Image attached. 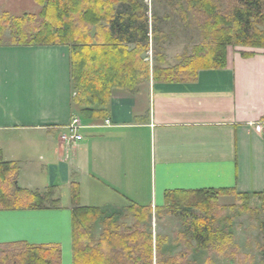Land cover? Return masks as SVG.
Masks as SVG:
<instances>
[{"label":"crops","instance_id":"crops-1","mask_svg":"<svg viewBox=\"0 0 264 264\" xmlns=\"http://www.w3.org/2000/svg\"><path fill=\"white\" fill-rule=\"evenodd\" d=\"M241 47L195 81L150 77L85 106L70 45L1 44L2 156L19 164V187L53 189L59 206L0 209V244H60L73 264V183L81 206L106 215L132 204L155 214L167 190L234 189L262 202L252 195L264 192V48ZM74 119L82 139L69 142Z\"/></svg>","mask_w":264,"mask_h":264},{"label":"trees","instance_id":"trees-1","mask_svg":"<svg viewBox=\"0 0 264 264\" xmlns=\"http://www.w3.org/2000/svg\"><path fill=\"white\" fill-rule=\"evenodd\" d=\"M161 1L173 7L172 13L160 16L155 5L146 0H34L41 7L38 12L0 14V45L8 33L11 44L70 45L72 77L80 104L85 106L105 105L115 87L134 89L150 77L166 82L195 81L201 69L226 65L229 46L264 48V0ZM176 9L181 10L182 23H196L202 41L184 61L165 67L161 65L165 59L161 46L166 37L162 23ZM150 51L153 64L145 56ZM253 54L242 52L243 56ZM86 111L94 112L90 108ZM19 171V164L4 160L0 150V209L59 206L53 189L39 192L19 187ZM223 194L240 195L225 188L166 191V207L191 220L189 240L195 241L198 248L226 253L233 242L232 234L214 224L213 213L219 207L213 204L214 199ZM71 195L73 264H184L182 259L187 253L166 256L159 238L155 241L141 222L122 230L114 216H105L98 207L79 204L77 183L72 184ZM240 196L251 197L249 193ZM252 196L264 202V192ZM183 202L199 206L205 215L181 206ZM240 209L258 214L264 210V203L261 209ZM129 211L137 220L153 213L150 207L137 204H132ZM102 219L103 232L94 238L93 224ZM261 228L264 230V222ZM0 264H62V248L60 244H0Z\"/></svg>","mask_w":264,"mask_h":264},{"label":"rangeland","instance_id":"rangeland-1","mask_svg":"<svg viewBox=\"0 0 264 264\" xmlns=\"http://www.w3.org/2000/svg\"><path fill=\"white\" fill-rule=\"evenodd\" d=\"M152 1L160 16L172 13L171 5L167 7V4L160 0ZM149 2L151 3V0ZM40 8L34 0H0V14L7 12L11 15H21L24 12H38ZM175 12L162 23L166 37L161 46L165 55L161 65L165 67L175 66L184 61L187 56L193 53L195 45L202 41L201 31L196 23L190 20L185 25L181 22V10L179 12L176 9ZM188 18L192 19L189 16ZM3 44H10L9 33ZM241 46L231 47L242 48ZM250 48L252 47L248 49ZM145 56L153 64L152 51ZM214 200L213 204L219 206L213 213L216 216L215 226L225 233L232 234L233 237V242L228 245L227 254L221 253L215 248H198L195 241L189 240L188 225L191 220L183 217L178 210H173L171 207L160 208L155 214L147 215L144 220H137L135 214L129 211V207L119 209L118 213L112 215L105 214V216H114L122 230L131 228L135 222H141L144 229L153 233L155 241L159 238L166 256L187 253L186 258L182 259L184 264H264V230L261 228V224L264 222V210L257 214L240 209L242 206L261 209L264 202H254L251 197L242 199L241 196L231 194L219 195ZM195 203L192 204L196 205ZM181 206H189L193 210L195 208L202 217L205 215L204 210L199 206H190V203L186 202L181 203ZM102 221L103 219L93 224L92 235L94 238H99L103 232Z\"/></svg>","mask_w":264,"mask_h":264},{"label":"built area","instance_id":"built-area-1","mask_svg":"<svg viewBox=\"0 0 264 264\" xmlns=\"http://www.w3.org/2000/svg\"><path fill=\"white\" fill-rule=\"evenodd\" d=\"M80 127L81 125L79 123V119H74L70 124V132H75V133H71L70 135H64L63 138L68 140L69 142H73L75 140H81L82 135L76 133L77 129Z\"/></svg>","mask_w":264,"mask_h":264}]
</instances>
